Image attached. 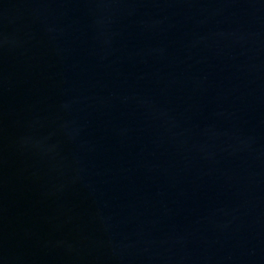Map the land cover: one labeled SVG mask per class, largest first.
Returning <instances> with one entry per match:
<instances>
[{"label": "water", "instance_id": "95a60500", "mask_svg": "<svg viewBox=\"0 0 264 264\" xmlns=\"http://www.w3.org/2000/svg\"><path fill=\"white\" fill-rule=\"evenodd\" d=\"M0 264H264V0H0Z\"/></svg>", "mask_w": 264, "mask_h": 264}]
</instances>
